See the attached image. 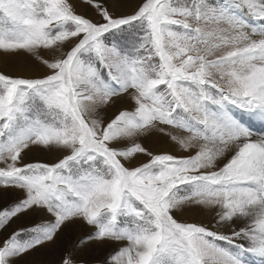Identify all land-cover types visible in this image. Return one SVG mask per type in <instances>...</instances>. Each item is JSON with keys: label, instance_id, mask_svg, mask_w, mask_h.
I'll return each mask as SVG.
<instances>
[{"label": "snow or ice", "instance_id": "1", "mask_svg": "<svg viewBox=\"0 0 264 264\" xmlns=\"http://www.w3.org/2000/svg\"><path fill=\"white\" fill-rule=\"evenodd\" d=\"M78 2L0 0V52L46 69L0 72V189L22 193L0 233L39 220L0 241V264L76 223L91 231L61 264L125 241L113 264H264V0H142L128 14L83 0L98 19ZM153 132L178 148L139 142ZM33 149L60 158L29 162ZM186 207L211 218L178 220Z\"/></svg>", "mask_w": 264, "mask_h": 264}, {"label": "rangeland", "instance_id": "2", "mask_svg": "<svg viewBox=\"0 0 264 264\" xmlns=\"http://www.w3.org/2000/svg\"><path fill=\"white\" fill-rule=\"evenodd\" d=\"M105 2L110 5L112 0H105ZM141 2L142 0H119V11L125 14L131 13ZM85 7H87L88 9L86 14L89 17L93 19L99 18L98 15L95 13L94 9L91 8V6H85L83 4V0H79V2L76 4V11L78 13L83 14L85 11ZM43 54L45 55V58H48V54L46 52H44ZM0 72H4L12 76L23 75L31 77H42L46 74V69L42 64H40L39 61L27 56L26 54L7 55L0 52ZM126 99V96L122 97L119 103L110 104L105 108L98 110L100 113V118H103L105 121H107L112 115L116 114L119 110H123L125 107H130L131 105H127L126 103H124ZM168 130L175 132V134L177 135L186 134L183 132L176 131L174 129ZM254 132H256V135L260 134V132L257 131L256 128L254 129ZM151 135L157 140L153 144H150L148 142V137H142L139 141L144 144V146L148 148L150 147V150H156V148L158 146L163 145V143L169 142L171 144V142L168 141V138L163 136V134L159 132H153ZM175 147L178 148V146ZM179 152V150L176 151V153ZM182 153L183 152H180L179 155ZM58 158H60L58 153L48 152L43 149H33L27 154L26 157L29 162L41 160L49 163L56 162ZM145 159L146 158L142 156L138 157L137 163L140 160ZM3 166L4 165L0 163V167ZM21 196L22 193L19 191H15L12 189H8L7 191H5L3 189H0V209H3L8 205L12 204L17 198ZM199 219L200 220L194 219L193 221L204 223L203 218ZM34 222H39L38 217L35 214H29L14 220L11 226L4 233H0V241H2L3 238H5L6 235L9 234L12 230L20 226H30ZM90 231L91 228L89 226L81 225L80 223L69 224L65 226L62 231L58 234L54 243L46 244L38 248L36 251L17 260L16 264H61V259L72 251V246L77 241V239L85 237ZM126 244L127 242L125 241L107 242L104 244L90 243L85 248L77 246L73 259L81 261L83 262V264H113V262L110 260V257L117 253L119 249L125 247Z\"/></svg>", "mask_w": 264, "mask_h": 264}, {"label": "bare ground", "instance_id": "3", "mask_svg": "<svg viewBox=\"0 0 264 264\" xmlns=\"http://www.w3.org/2000/svg\"><path fill=\"white\" fill-rule=\"evenodd\" d=\"M128 105V104H127ZM130 105V104H129ZM258 129H259V125H257ZM256 127V130H257ZM261 134V133H260ZM179 135H186V134H179ZM149 138V143L153 144L154 142H156V138H154L152 135L148 136ZM157 145V144H156ZM172 147H175L173 145H171L169 142L168 143H163V145L158 146L156 148V150L151 149L152 151H165V150H171ZM150 148V147H149ZM181 152V151H180ZM179 152V153H180ZM179 153L174 152V154L179 155ZM186 153H182L180 155H185ZM188 209V210H185ZM183 209V211H177L176 213V218L178 220H184V221H188V222H194V219L200 220L199 218H203L204 223H207L208 220L211 218V211L208 209H203L201 210L200 213H196L193 212L190 208H185ZM188 211V212H187ZM191 220V221H189ZM196 221V220H195ZM197 222V221H196Z\"/></svg>", "mask_w": 264, "mask_h": 264}, {"label": "crops", "instance_id": "4", "mask_svg": "<svg viewBox=\"0 0 264 264\" xmlns=\"http://www.w3.org/2000/svg\"><path fill=\"white\" fill-rule=\"evenodd\" d=\"M129 105V104H128Z\"/></svg>", "mask_w": 264, "mask_h": 264}]
</instances>
